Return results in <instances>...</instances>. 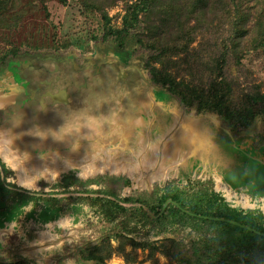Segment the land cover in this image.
<instances>
[{"label":"rangeland","instance_id":"1","mask_svg":"<svg viewBox=\"0 0 264 264\" xmlns=\"http://www.w3.org/2000/svg\"><path fill=\"white\" fill-rule=\"evenodd\" d=\"M135 1L118 0L108 8L112 25L121 26L127 5ZM246 7L240 26L248 22ZM143 27L132 28L119 47L114 36L104 37L100 12L85 11L78 0H69L68 5L32 0L18 28L0 29V55L12 46L19 48L16 56L0 62V156L14 172L11 179L27 188L50 190L70 171L83 178L124 174L130 179L128 192L147 191L151 196L160 181L202 180L223 192L232 206L264 213V98L256 103L257 114L248 127L215 110L199 112L197 101L184 104L179 95L153 81L147 61L155 50L140 44ZM200 37L193 48H199ZM247 51L250 55L241 65L231 61L226 67L229 79L238 82L236 96L256 85L264 92V54ZM26 61L33 69L24 65ZM20 65L26 75L58 77L55 90L60 91L52 94L63 96L45 101L38 93L36 99L22 103L12 93L14 85L24 86L19 84ZM186 67L181 61L172 72L178 79L194 78L195 83L209 77L207 69L191 73ZM130 224L125 219L114 224L77 221L68 215L52 220L0 203V264H90L82 251ZM208 231L199 224L165 231L153 223L137 228L133 236L138 241L171 236L176 256L194 262V243L216 234ZM112 243L118 245L114 239ZM137 252L136 262L116 252L106 263L169 264L161 254L155 261L148 250ZM174 264L190 263L175 259Z\"/></svg>","mask_w":264,"mask_h":264},{"label":"trees","instance_id":"2","mask_svg":"<svg viewBox=\"0 0 264 264\" xmlns=\"http://www.w3.org/2000/svg\"><path fill=\"white\" fill-rule=\"evenodd\" d=\"M59 1L69 4V0ZM117 1L78 0L85 11L100 12L104 37L114 36L119 47L124 46L132 28L144 24L138 39L142 46L155 50L147 61L152 79L170 94L179 95L187 105L197 101L199 112L215 110L234 117L244 127L250 126L257 114L255 105L264 98V92L256 85L236 96L238 82L229 79L226 67L231 61L241 65L243 58L250 55L247 50L264 54V0H137L127 5L121 26L115 27L108 8ZM20 3L21 0H0V29L14 30L21 25L32 0ZM246 6L248 22L240 26L238 20ZM229 16L232 23L227 28ZM199 35V48H193ZM18 51L17 46L7 49L0 55V62L16 56ZM188 53V58L176 59ZM181 61L187 64L188 72L193 73L194 69L203 73L207 69L209 77L205 81L199 79L198 83L194 78L191 82L178 79L172 71ZM13 174L0 156V203L13 209L26 208L36 217L52 220L68 215L77 221L114 224L125 219L131 223L127 229L115 231L85 248L82 256L90 264H107L116 252L136 262L139 248L148 250L149 258L155 261L158 254L167 257L169 264H174L175 259L190 264H264V213L259 208L232 206L224 193L207 181H160L151 196L147 191L128 192L125 188L130 179L124 174L101 173L83 178L70 171L50 190L21 186L11 179ZM211 217L236 221L256 231ZM153 223L160 224L165 231L174 226L199 224L216 234L194 243L193 262L176 256V240L171 236L154 241H138L133 236L137 228ZM127 246L132 250L127 251Z\"/></svg>","mask_w":264,"mask_h":264},{"label":"flooded vegetation","instance_id":"3","mask_svg":"<svg viewBox=\"0 0 264 264\" xmlns=\"http://www.w3.org/2000/svg\"><path fill=\"white\" fill-rule=\"evenodd\" d=\"M18 56V55H17ZM72 60V59H71ZM63 61V59H62ZM27 63V62H25ZM24 63V65H25ZM34 65L33 64H29V66H27V68L29 69H33ZM58 69V67H56V70ZM19 74L22 77V82H20L19 84H24V86H19V85H14L15 91L14 93L16 94V97L19 96V98H21V102L25 103L31 100L36 99L37 97L34 96L35 94L37 95L38 93H42L43 94V99H45V101H54L53 97H52V93L58 92L60 91V89L55 90L56 87V82H58V77L54 78H50V75L47 76V78H42L40 76L36 77L37 75H35L36 73H34V75H30V74H25V67L23 65H20L19 68ZM42 72L46 73V75L48 74V69L45 67H41ZM39 85H37V87H35L34 89L31 90V86L34 84L35 81H38L39 79ZM42 87H44V89L42 90ZM37 90V92H36ZM13 93V92H12Z\"/></svg>","mask_w":264,"mask_h":264},{"label":"water","instance_id":"4","mask_svg":"<svg viewBox=\"0 0 264 264\" xmlns=\"http://www.w3.org/2000/svg\"><path fill=\"white\" fill-rule=\"evenodd\" d=\"M63 96V94H52V97L54 98V99H58V98H60V97H62ZM227 133H230V132H227ZM168 202H170V201H168ZM173 203H175L177 206H179L176 202H174V201H172ZM188 213H190V212H188ZM191 215H195L194 213H190ZM199 217H204V216H201V215H198ZM211 218H214V219H221V220H227V221H230V222H233V223H235V224H238V225H242V224H240L239 222H236V221H232V220H229V219H225V218H217V217H211ZM243 227H245V228H247V229H250V230H253V231H256V230H254L253 228H251V227H249V226H247V225H242ZM258 232V231H257ZM263 235H264V233H263Z\"/></svg>","mask_w":264,"mask_h":264},{"label":"clouds","instance_id":"5","mask_svg":"<svg viewBox=\"0 0 264 264\" xmlns=\"http://www.w3.org/2000/svg\"><path fill=\"white\" fill-rule=\"evenodd\" d=\"M70 126H71V124L67 125L64 129H62V131L63 130H67V128L70 127Z\"/></svg>","mask_w":264,"mask_h":264},{"label":"crops","instance_id":"6","mask_svg":"<svg viewBox=\"0 0 264 264\" xmlns=\"http://www.w3.org/2000/svg\"><path fill=\"white\" fill-rule=\"evenodd\" d=\"M28 64H29V61H26ZM27 63H25V64H27ZM14 93V92H13ZM0 103H1V101H0ZM1 146H2V144L0 143V148H1Z\"/></svg>","mask_w":264,"mask_h":264}]
</instances>
